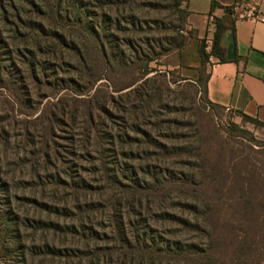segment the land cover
<instances>
[{"label": "rangeland", "instance_id": "rangeland-1", "mask_svg": "<svg viewBox=\"0 0 264 264\" xmlns=\"http://www.w3.org/2000/svg\"><path fill=\"white\" fill-rule=\"evenodd\" d=\"M172 4H22L42 27L0 39V264H264V125L204 99Z\"/></svg>", "mask_w": 264, "mask_h": 264}, {"label": "crops", "instance_id": "crops-1", "mask_svg": "<svg viewBox=\"0 0 264 264\" xmlns=\"http://www.w3.org/2000/svg\"><path fill=\"white\" fill-rule=\"evenodd\" d=\"M183 6L191 37L183 46L181 64L188 47L197 48L199 54L203 42L210 52L215 20H221L228 27L225 32L232 33L235 57L224 58L223 32L224 61L209 55L205 62L207 101L264 123V0H183ZM249 8L255 10L252 18L244 16ZM189 66L197 69L200 63L190 61Z\"/></svg>", "mask_w": 264, "mask_h": 264}, {"label": "trees", "instance_id": "trees-1", "mask_svg": "<svg viewBox=\"0 0 264 264\" xmlns=\"http://www.w3.org/2000/svg\"><path fill=\"white\" fill-rule=\"evenodd\" d=\"M172 2H173V4H172L173 8H175V10L181 16L182 21L185 22V18H186V11L185 10H186V8L183 6V0H172ZM22 4H34V0H0V31L2 30L1 27H5L8 25L11 28V30H7L9 32V36H6L5 38L0 37V39L17 40V38L21 39V38L25 37L24 30L27 28H32L34 26L33 28H36V30L41 29V27H42L41 22L40 23H37V22L34 23V21L29 16V14L31 13V8L29 7L28 10H26ZM40 12H41L40 10H37V13H40ZM43 13H44V11H43ZM32 22L34 24H31ZM227 29H228V27L223 25L221 20H215V34H213V43H212V47H211L210 52L207 53L205 51L203 42H201L200 46H199V54H200L199 57L201 59L202 65L206 62L207 57L209 55H213V57L218 58L220 61H224V59H223V51L224 50L222 49V46L220 45V35L223 32H225V30H227ZM181 39H182V37H181ZM60 40L62 41L61 37H60ZM182 40H183V43H181V45H180L181 47H183L187 42L185 39H182ZM35 47L37 50L40 49V46L38 44H35ZM2 50H3V48H2ZM0 51H1V49H0ZM5 54H7V53H5ZM4 60H6L5 57H4ZM5 62H7V61H5ZM30 63L33 65L32 57L30 59ZM4 67H5V65L0 66V71L5 70ZM202 85H203L202 93L204 95V99L207 101L206 89H205V78H204ZM241 115L243 118L251 120L258 125H264V123L257 121L255 118L248 117V116H245L243 114H241ZM16 226H17V224L13 220V222L10 223V225L8 226V229L10 228L11 230L13 229L14 231H16ZM15 239H17L16 235H15ZM16 242L18 243V241H16Z\"/></svg>", "mask_w": 264, "mask_h": 264}, {"label": "water", "instance_id": "water-1", "mask_svg": "<svg viewBox=\"0 0 264 264\" xmlns=\"http://www.w3.org/2000/svg\"><path fill=\"white\" fill-rule=\"evenodd\" d=\"M221 44L225 48L224 58L226 60H232L235 57V49L231 32H225L222 34Z\"/></svg>", "mask_w": 264, "mask_h": 264}, {"label": "built area", "instance_id": "built-area-1", "mask_svg": "<svg viewBox=\"0 0 264 264\" xmlns=\"http://www.w3.org/2000/svg\"><path fill=\"white\" fill-rule=\"evenodd\" d=\"M254 13H255V10L249 8V9L246 10V12H244V16H245V17H248V18H249V17L252 18V17H254V15H255ZM225 109H226V110H229V108H227V107H225Z\"/></svg>", "mask_w": 264, "mask_h": 264}]
</instances>
